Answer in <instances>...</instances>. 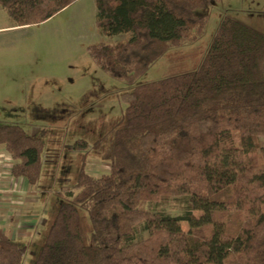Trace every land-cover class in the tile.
<instances>
[{"label": "trees", "instance_id": "trees-1", "mask_svg": "<svg viewBox=\"0 0 264 264\" xmlns=\"http://www.w3.org/2000/svg\"><path fill=\"white\" fill-rule=\"evenodd\" d=\"M75 1L0 0V8L18 27ZM94 1L102 35L130 36L90 46L92 59L134 87L92 146L109 172L93 176L82 161L73 186L57 193L33 264H264V33L225 15L195 68L135 85L204 35L217 0ZM0 145L11 176L39 189L43 134L0 124ZM74 149L87 154L89 144L79 139ZM171 199L184 214L147 207ZM23 245L0 224V264H24Z\"/></svg>", "mask_w": 264, "mask_h": 264}, {"label": "rangeland", "instance_id": "rangeland-1", "mask_svg": "<svg viewBox=\"0 0 264 264\" xmlns=\"http://www.w3.org/2000/svg\"><path fill=\"white\" fill-rule=\"evenodd\" d=\"M96 13L94 0H80L42 23L13 27L6 11L0 8V124H16L28 132L41 133L45 142L41 187L32 189L19 183L8 186L15 196L9 209L21 213L16 221L6 224L7 233L20 236L18 226L32 232L21 238L25 241L24 264L34 263L46 224L60 202L57 193L73 186L82 161L86 159V170L93 176L109 172V164L92 146L122 116L126 108L122 94L134 87L111 77L92 59L90 46L112 44L130 36L102 35L96 27ZM225 15L264 33V0H217L209 9L204 35L163 56L135 85L158 80L168 72L195 68L205 57ZM235 138L239 144L238 134ZM79 139L88 142L87 154L74 149ZM9 158L6 149L0 147L2 176L11 182ZM43 198L48 200L45 217L37 214L42 217L24 218L23 212H30L24 210L25 205L32 202L41 209ZM147 207L171 215L185 212L182 202L173 199ZM39 220L40 225L28 227L29 222ZM182 228L188 232L189 224L183 221Z\"/></svg>", "mask_w": 264, "mask_h": 264}, {"label": "crops", "instance_id": "crops-1", "mask_svg": "<svg viewBox=\"0 0 264 264\" xmlns=\"http://www.w3.org/2000/svg\"><path fill=\"white\" fill-rule=\"evenodd\" d=\"M80 0H76L75 2H73L72 4H75V3H77V2H79ZM71 4V5H72ZM70 6V5H69ZM68 6V7H69ZM13 27H17V26H13ZM0 147H4L3 145H0ZM7 152V151H6ZM7 156L8 157H10L9 156V154L7 153ZM9 159H11V158H9ZM0 162H1V160H0ZM11 165H12V163H13V160L11 159ZM2 172H4L3 170H2V165H1V163H0V224H1V226L3 227V229L7 232V230L5 229L6 228V224L7 223H13L14 221H16L17 220V215L18 214H20L21 212H19L18 214H16V211H13L12 209H9V208H11V206H12V203H11V201H12V198H14L15 196H14V194H12L13 193V191L12 192H10L12 189L11 188H9L8 186L10 185V184H22V185H24V184H26V186H28V187H30V188H32V189H34L33 187H31L24 179H22V178H19V179H14L12 176H11V174H10V180H11V182L10 181H7V179H6V176H2ZM36 193V192H35ZM16 195V194H15ZM18 195V194H17ZM41 199V198H40ZM43 200V202H41V204L39 203V205H43V206H41V209H39L38 208V205H36V204H33L32 202L31 203H23V204H26L25 205V208H24V210H26V211H30V212H28V213H26V212H23V215H25L24 216V218H26V217H30V219H32V220H34V217L33 216H37V217H39V219L42 217V216H44L45 217V214L43 213V210H44V206L46 205V203L48 202V200H47V202H46V199H42ZM11 205V206H10ZM37 206V207H36ZM36 207V208H35ZM36 210H40V211H36ZM37 214H42V216H39V215H37ZM44 214V215H43ZM28 215V216H27ZM22 216V215H21ZM37 219V218H36ZM6 222V223H5ZM38 223V224H37ZM42 222H41V220H39V222L37 221H31V222H29L28 223V227H35L36 226V224L37 225H40ZM15 224V223H14ZM24 225V224H23ZM11 230V229H10ZM17 230V229H16ZM11 231H13V230H11ZM18 234H20V236L19 235H17V236H13V234L12 233H8L11 237H13L14 239H16V240H18V241H20V242H25V241H22V239L21 238H23V237H25L24 236V234H27V233H29V234H31L32 232H30V230H28L27 229V227H25V226H18ZM29 242L30 241H26V243H28L29 244Z\"/></svg>", "mask_w": 264, "mask_h": 264}, {"label": "built area", "instance_id": "built-area-1", "mask_svg": "<svg viewBox=\"0 0 264 264\" xmlns=\"http://www.w3.org/2000/svg\"><path fill=\"white\" fill-rule=\"evenodd\" d=\"M33 217H34V219L38 218L37 216H33Z\"/></svg>", "mask_w": 264, "mask_h": 264}]
</instances>
